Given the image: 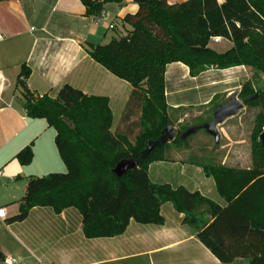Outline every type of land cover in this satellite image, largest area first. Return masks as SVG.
<instances>
[{"label": "trees", "instance_id": "obj_1", "mask_svg": "<svg viewBox=\"0 0 264 264\" xmlns=\"http://www.w3.org/2000/svg\"><path fill=\"white\" fill-rule=\"evenodd\" d=\"M123 1L82 0L87 15L95 18L104 15L107 3ZM133 1L139 9L123 18L132 27L125 36L103 45H85L96 62L133 86L121 119L122 124L130 122L138 104L140 115L131 127L112 131L109 98L86 94L70 84H65L57 97L36 96L26 83L31 69L22 66L18 85L26 113L31 118L46 119L55 129L67 172L31 177L19 213L8 222L24 221L35 207H51L57 214L75 208L82 216L86 238L115 237L127 230L131 220L163 225L161 207L171 203L183 214V223L197 231L199 240L222 263L264 264V142L258 140L264 127L263 91L247 82L239 92L246 106L260 108L251 167L189 159L215 180L225 206L199 191L155 183L149 176L150 164L170 161L172 144L189 148V137L182 140L181 134L211 121L212 116L182 127L175 140L141 156L146 141L156 140L168 124H173L165 97L168 64L182 62L193 76L209 67L237 66L251 67L264 75V0ZM216 36L232 41L233 46L217 52L209 47ZM16 158L22 165L30 164L32 147L22 149ZM129 158L136 167L123 176L116 175V165ZM4 259L0 252V261Z\"/></svg>", "mask_w": 264, "mask_h": 264}, {"label": "crops", "instance_id": "obj_2", "mask_svg": "<svg viewBox=\"0 0 264 264\" xmlns=\"http://www.w3.org/2000/svg\"><path fill=\"white\" fill-rule=\"evenodd\" d=\"M183 1L186 0H168V3ZM138 9L133 0L110 2L105 5L104 16L95 18L87 15L82 0L0 1V31L4 35L0 41V207L6 208L7 213L6 220H0V252L5 258L15 255L11 242L14 240L32 253L39 264H233L222 263L199 240L197 231L183 223V214L171 203L161 207L163 225L131 220L127 230L115 237L86 238L82 216L75 208L57 214L51 207H35L24 221L8 222L19 213L31 177L67 172L56 145L55 129L46 119L31 118L26 113L18 85L22 66L31 69L26 83L36 96L57 97L60 89L70 84L86 94L109 98L112 131L131 127L140 115L138 104L134 105L136 114L130 122L122 124L121 119L133 86L96 62L85 45H103L125 36L132 27L123 18ZM116 28L121 31L119 36H108L109 30ZM213 42L211 39L209 47L217 52L233 46L224 37ZM248 69L209 67L193 76L182 62L168 64L165 71L168 114L178 117L179 122L189 117L200 118L215 103H224L241 87L249 75ZM27 146L33 149V160L22 165L16 156ZM192 150L195 149L171 148L170 161L150 164V179L153 171L159 179L165 174L162 167L166 162L175 170L182 164L180 171L184 174L176 173V176L185 178L191 189L172 181L155 183H169L175 188L184 186L225 206L215 180L207 177L200 166L190 163L191 157L183 158L182 153L190 154ZM16 259L22 258L19 255Z\"/></svg>", "mask_w": 264, "mask_h": 264}, {"label": "rangeland", "instance_id": "obj_3", "mask_svg": "<svg viewBox=\"0 0 264 264\" xmlns=\"http://www.w3.org/2000/svg\"><path fill=\"white\" fill-rule=\"evenodd\" d=\"M120 33L121 31L119 28H116L114 30L110 29L108 36L117 37L119 36ZM248 73L249 75L247 79L242 83L241 87L237 89V91L240 92L245 83L251 82L258 91L264 92V75L258 71H255L251 67H249ZM218 104L219 103H215L214 105H218ZM214 105L208 111H206L205 114H203V116L196 119L189 117L185 121L179 122L178 117H174V116L172 117L170 115L169 116L173 121V125L175 129L179 131L182 127L190 126L195 123H200L204 119H207L211 116L213 117L212 112ZM259 113H260V108L248 107L245 105V107L242 110H240L238 114L225 120L222 124L218 126L219 133L221 135L219 144H217L215 138L213 136H210V134H208L204 129H200L196 133L191 134L188 138L190 143L189 148L195 150L194 151L192 150L190 154L182 153L183 158L193 157V159L195 160H202L204 162H209V163H212L215 160V162H217L218 164L235 166L238 168L251 167L252 152L255 144L254 135L256 132V119ZM263 133H264V127L262 129V134ZM133 139L134 138H132L131 140ZM258 140L262 141L261 136L258 138ZM176 148L177 147H175L172 144V149H176ZM177 155L179 154L177 153ZM181 167L182 164L179 165L178 168L176 167L175 170V168L173 169L171 167L170 163L166 162L165 165H163L162 167L163 169H165V170L162 169L163 174L164 173L165 174L159 179V177H156L154 175L155 173L153 171L152 180L154 182L172 181L173 184H183L188 189H191L190 186L186 185L185 178H180V176H176V173H178V175L179 173L184 174V171H180L182 169ZM190 169H195V168L192 167ZM187 173H192V171H188ZM171 175H173L172 178ZM210 181L213 180L210 179ZM11 242H13L12 243L14 248L13 252H16L14 253L15 254L14 256L18 257L20 255V257L22 258V259H17L18 261L16 264H39L35 259V257L32 255V253H30L27 249L19 246L17 242H15L14 240H11Z\"/></svg>", "mask_w": 264, "mask_h": 264}, {"label": "water", "instance_id": "obj_4", "mask_svg": "<svg viewBox=\"0 0 264 264\" xmlns=\"http://www.w3.org/2000/svg\"><path fill=\"white\" fill-rule=\"evenodd\" d=\"M245 107L244 102L239 98V92L234 91L231 93L229 99L220 104L214 111L213 118L211 121L201 125V126H194L187 129L183 134L180 135L182 140H185L191 134L196 133L200 129H204L208 134L213 136L216 140V143H220L221 135L219 133L218 126L222 124L225 120L230 117L235 116L238 114L240 110ZM178 136V131L175 129L173 124H168L163 133L156 139V140H147L146 147L141 152L142 157H146L150 154L152 150L156 147H160L168 142H171L176 139ZM261 139L264 142V133L261 135ZM136 167V163L133 159H123L121 160L116 167L114 168V173L118 176H123L127 173L128 170L133 169Z\"/></svg>", "mask_w": 264, "mask_h": 264}, {"label": "built area", "instance_id": "obj_5", "mask_svg": "<svg viewBox=\"0 0 264 264\" xmlns=\"http://www.w3.org/2000/svg\"><path fill=\"white\" fill-rule=\"evenodd\" d=\"M112 27H113V25H110V28H112ZM3 39H4V35L0 31V41H2ZM220 39H221L220 36L212 37V40L214 42H216V43L219 42ZM0 175H1V173H0ZM6 214H7L6 213V208L0 207V220H3V221L6 220V218H7V215ZM3 263L4 264H16L17 263V259L14 256H9V257H6L3 260Z\"/></svg>", "mask_w": 264, "mask_h": 264}]
</instances>
